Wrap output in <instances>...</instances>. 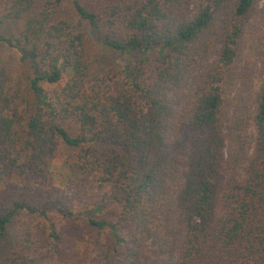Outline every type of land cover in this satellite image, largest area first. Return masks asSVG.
Wrapping results in <instances>:
<instances>
[{
	"label": "trees",
	"instance_id": "trees-1",
	"mask_svg": "<svg viewBox=\"0 0 264 264\" xmlns=\"http://www.w3.org/2000/svg\"><path fill=\"white\" fill-rule=\"evenodd\" d=\"M70 1L0 0V197L60 162L101 198L13 195L0 238L20 213L56 209L108 234L104 264H264V0H198L191 13L186 0ZM94 39L123 57L103 74ZM14 238L0 264H40L32 237Z\"/></svg>",
	"mask_w": 264,
	"mask_h": 264
},
{
	"label": "rangeland",
	"instance_id": "rangeland-1",
	"mask_svg": "<svg viewBox=\"0 0 264 264\" xmlns=\"http://www.w3.org/2000/svg\"><path fill=\"white\" fill-rule=\"evenodd\" d=\"M46 0H34L35 12L38 10ZM85 4L99 8L101 4L107 0H82ZM67 6H71V1L66 0ZM198 7V0H186L185 10L186 12H195ZM228 10V9H227ZM262 10V2L255 10L254 15L249 26L250 30L255 29V23L260 20ZM226 13V11L224 12ZM24 21L20 19L18 21H11L8 24L10 31L18 33L23 29ZM100 43L95 39L90 44L91 52L94 56L98 55L96 62V69L103 74L109 69L110 66L116 64L118 61H122L123 57L116 51H106V49H100ZM256 88L259 86V78L256 79ZM250 109H253L254 100L249 101ZM172 153L174 157L182 160L186 157L187 152L190 150V144L186 141L180 145L174 146ZM54 166L53 174L46 180L25 181L22 180L17 189L15 185H11L7 188L6 192L0 197V201L9 200L10 197L15 195L18 198L24 197L30 198L31 202L40 207L44 202L53 196H61L62 200L75 198L81 192L90 194L93 199H100L102 190L96 183L89 182L87 185H79L76 181H73L69 177L67 170L62 166H59L60 162H57ZM77 202V200H75ZM75 211L78 207L83 208L85 200L77 202ZM119 208L115 205H111L107 208L102 215L114 217L116 216ZM55 227L62 236L59 240L58 251L52 247L50 236L51 229ZM32 237L34 241V250L39 254L40 264H91L93 260L96 264H104L105 260L102 258L101 253L106 249L108 234L101 232L92 227L82 215H77L75 219L68 222L63 218L62 214L56 209H50L48 211V217L39 216L38 214H28L26 212L20 213L14 218V221L10 227V232L6 238H0V251H10L14 248V241L16 238Z\"/></svg>",
	"mask_w": 264,
	"mask_h": 264
}]
</instances>
